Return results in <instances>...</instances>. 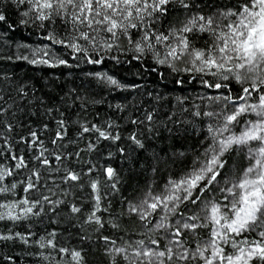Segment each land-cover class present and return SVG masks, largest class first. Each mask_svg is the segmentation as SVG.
Wrapping results in <instances>:
<instances>
[{"label": "snow or ice", "instance_id": "1", "mask_svg": "<svg viewBox=\"0 0 264 264\" xmlns=\"http://www.w3.org/2000/svg\"><path fill=\"white\" fill-rule=\"evenodd\" d=\"M10 11L18 14L19 24L46 30L42 38L50 42L17 45L16 60L56 68L70 67L69 57L102 65L106 58L120 64L121 57L142 62L150 55L157 66L195 73L206 88L224 91L207 97L208 110L197 106L193 113L208 123L203 151L192 166L169 176L162 187L149 182L139 199L122 200L124 206L113 215L121 182L107 162L114 153L109 151L104 163L83 161V153L107 141L131 163L136 149L147 148V137L137 130L123 137L111 117L70 121L52 97L37 96L34 85L2 74L12 86L0 93V221L29 226L9 229L0 241L33 246L32 254L48 264H88L85 249L70 245L71 229H77L81 242L91 240L87 228L103 241L107 264H264V0H0V22H7ZM86 75L109 90L137 87L107 72ZM233 82L239 86L236 93ZM78 100L80 107L103 102L75 88L59 98L66 106ZM37 104L39 113L33 110ZM109 107L125 110L120 103ZM26 110L48 119L25 132L17 113ZM52 120L51 139H42L52 131ZM145 120L151 133L153 113L146 112ZM80 163L86 167L74 166ZM85 188L88 195L78 196ZM33 218L55 227L37 233ZM106 227L111 232L106 234Z\"/></svg>", "mask_w": 264, "mask_h": 264}, {"label": "trees", "instance_id": "2", "mask_svg": "<svg viewBox=\"0 0 264 264\" xmlns=\"http://www.w3.org/2000/svg\"><path fill=\"white\" fill-rule=\"evenodd\" d=\"M216 2L226 4L229 0H216ZM9 25L12 26L9 27ZM45 34L46 30L33 27L31 23L28 26L19 24L18 14L11 11L8 13L7 22H0V93L8 91L12 86L2 79V74H7L11 77L12 82H27L34 85L37 89V96L52 97L70 121L79 119L81 122H101L111 117L120 126L119 130L123 137H127L132 130H137L147 137V148L145 150L136 149L131 155V163L116 152L114 147H110V142L107 141H101L97 151L83 153V161H99L100 163L105 162L104 158H107L109 151L114 153L111 158L107 159V162L118 170L121 182L118 185L119 192L114 194L113 215L124 206L122 200L139 199L142 193L147 190L149 182H154L155 186L162 187L169 176H179L192 166L196 156L203 151L202 141H204L208 123L206 118L196 117L193 113L198 110L197 106L200 110H208L205 107L209 103L207 97L219 95L224 90L206 88L195 73H173L167 67L157 66L150 55L142 62L131 60L130 56L121 57L122 63L120 64L106 58L102 65L85 64L73 61L69 57L70 67L59 66L56 68L46 65H31L26 61L14 58L16 54H19L17 50L19 44H27L35 48L50 43L42 38ZM60 51L63 49L61 48ZM116 54L112 53V55ZM9 55L13 56L12 60L7 59ZM153 68H158V71H152ZM96 71L107 72L123 82L134 83L137 87L123 91L109 90L107 86L99 84L95 79L86 75ZM160 73H163V76ZM177 80H182L183 83L177 84ZM230 87L233 93L239 91V86L234 82ZM72 88L79 90L81 96L86 92L89 97L96 100L103 98V102L89 103L85 107L79 106L81 103L79 100L71 106L60 104L59 98ZM12 94L15 95L14 92ZM31 95L30 87L29 96ZM201 97L205 99L202 100ZM117 103L124 105L125 110L118 111L109 107L110 104ZM27 107L25 105L26 109ZM33 110L37 113L41 111L38 104L33 106ZM146 112H152L154 116L151 133L147 131L149 122L145 120ZM55 116L59 118V113H55ZM47 119L46 116L39 114L31 116L27 110L17 113V121L25 125V132L27 126L31 125L35 128ZM130 119H136L142 123L132 125ZM48 122L52 131L44 133L42 139L46 140L51 139L56 127L54 120ZM20 131L18 128L17 132ZM74 133L75 127L70 128L69 136H73ZM88 139L89 137L85 136V140ZM127 143L126 140L120 142L122 146H127ZM80 147L84 148L83 142L80 143ZM153 154H155V158ZM73 160L75 161V157ZM74 166L77 168L86 167L83 163L74 164ZM153 166L158 168L155 173L152 172ZM89 192L90 189L85 188L83 193H78V196L86 197ZM0 199H3L2 195H0ZM102 215L107 220L108 213L104 212ZM127 223L129 227H135L131 221ZM31 224L32 230L37 233L45 230L51 231L52 227H55L49 226L46 219L43 223H38L33 218ZM28 226L27 221L17 225L0 221V234H6L9 229L24 231ZM71 231L73 235L70 245L85 249L88 264H107V259L103 254V241H97L95 233L86 228L85 231L92 239L81 242L76 238L77 229H71ZM109 232L111 230L106 227L105 233ZM64 239H67L66 234L61 237V240ZM34 252L33 246H24L19 242L0 241V264H48L46 260L32 254ZM54 255L56 254L54 253ZM5 256H12L13 260L9 262L4 259Z\"/></svg>", "mask_w": 264, "mask_h": 264}]
</instances>
